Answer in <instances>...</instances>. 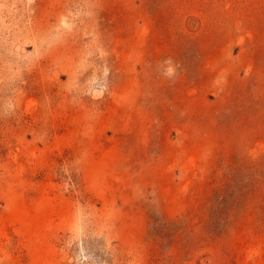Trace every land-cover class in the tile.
Masks as SVG:
<instances>
[{
  "label": "rangeland",
  "instance_id": "obj_1",
  "mask_svg": "<svg viewBox=\"0 0 264 264\" xmlns=\"http://www.w3.org/2000/svg\"><path fill=\"white\" fill-rule=\"evenodd\" d=\"M0 264H264V0H0Z\"/></svg>",
  "mask_w": 264,
  "mask_h": 264
}]
</instances>
